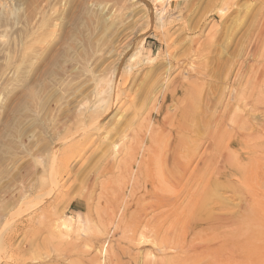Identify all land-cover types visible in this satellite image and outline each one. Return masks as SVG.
I'll list each match as a JSON object with an SVG mask.
<instances>
[{
	"label": "rangeland",
	"instance_id": "rangeland-1",
	"mask_svg": "<svg viewBox=\"0 0 264 264\" xmlns=\"http://www.w3.org/2000/svg\"><path fill=\"white\" fill-rule=\"evenodd\" d=\"M157 1L0 0V264H264V0Z\"/></svg>",
	"mask_w": 264,
	"mask_h": 264
},
{
	"label": "bare ground",
	"instance_id": "bare-ground-1",
	"mask_svg": "<svg viewBox=\"0 0 264 264\" xmlns=\"http://www.w3.org/2000/svg\"><path fill=\"white\" fill-rule=\"evenodd\" d=\"M172 2V0H158L157 1V6H160V7H162L161 8V10L160 11H156L157 12V16L158 15H161L163 12H164V5H165V3H168V4H170ZM159 7V8H160ZM158 8V7H157ZM158 8V9H159ZM239 76V75H238ZM98 91L99 92H101L102 91V86H99V89H98ZM91 127H97V126H95V125H93V126H91ZM95 128H93V129H95ZM239 134H240V132H239ZM244 135L245 134H241V135H233V137H234V139H242V137L243 138H245L244 137ZM181 145V144H180ZM140 151V150H139ZM156 155V154H155ZM154 156V155H153ZM153 156H152V158H153ZM143 157V156H142ZM141 157V158H142ZM148 157H151V156H148ZM155 157V156H154ZM156 157H157V155H156ZM177 157V156H176ZM151 159V158H150ZM149 159V160H150ZM157 159V158H156ZM141 160V159H140ZM155 160V159H154ZM151 161H152V159H151ZM179 161V160H178ZM177 161H176V158H175V162H174V167L175 168H180V164L179 163H176ZM136 163V162H135ZM139 164V166H138V170L140 169L141 171H144V169H145V167H147V161L143 158V160L141 161V162H139L138 163ZM173 168V167H172ZM164 170L165 171H167V166L164 168ZM146 175V174H145ZM166 175H167V173H165V175H164V177H165V179H166ZM172 175V174H171ZM170 175V176H171ZM168 176H169V174H168ZM175 177V176H174ZM144 178V177H143ZM169 179V178H168ZM145 180V179H144ZM189 180V179H188ZM143 181V180H142ZM145 182V181H144ZM227 182V181H226ZM228 184L229 183H223L222 185H220V186H224V187H228ZM147 185V184H146ZM175 195V194H174ZM179 195H180V193H179ZM166 195H161V196H154L155 197V200L157 201V203L159 204V205H164L165 203L166 204H169V205H176V201H175V199H173V198H171V197H165ZM178 196V195H177ZM176 197V196H175ZM193 198H196V196L194 195V196H192ZM178 198V197H177ZM190 201H192V200H190ZM173 203V204H172ZM165 204V205H166ZM202 204V203H201ZM202 209H201V211L206 215V218L204 219V221L202 220V221H197V220H195L194 221V225H197L198 223H199V227L198 226H196V227H198V229H197V231L195 232L196 234H198V235H201V237L202 238H205L204 240H202V241H200V243H194V240L192 241V242H190V244H189V246H188V248L185 250V253H187V252H189V253H192V254H195V256H202L203 254V252L204 253H206V254H208V255H210L209 257L210 258H212L211 260V262L209 263V264H223V263H225V262H227V263H229V261L231 260V258H228V256L227 255H225V254H223V251L222 250H224V248H223V244H219V243H217L214 239H212L211 238V236L209 237V236H207V235H202V232L205 230V232H206V230H209V229H218V228H221L222 226H224V225H228L229 223H231V222H234V223H238L239 221H241V220H239V218H237V217H235V218H233V217H226V216H223V215H221V214H217V213H213L209 208L207 209L206 208V206H202L201 207ZM241 216V215H240ZM251 216V215H250ZM177 228H175V230H176ZM204 234V233H203ZM225 237H230V234H227V235H224ZM209 238H211V239H209ZM143 239V241H145V237L143 236L142 238H141V240ZM248 242V241H247ZM222 243V242H221ZM249 243V242H248ZM237 246H238V248H239V250H243L244 249V246H243V243H237ZM252 246V245H251ZM236 250V249H235ZM107 252V250H105V253ZM178 252V251H177ZM182 252V251H181ZM184 252V251H183ZM185 253H183V254H185ZM219 253H221V254H219ZM178 254H180V251L178 252ZM182 254V253H181ZM182 254V255H183ZM192 254H190V257H193V255ZM187 255H189L188 253H187ZM175 256H177V254L175 255ZM202 260V259H201ZM220 261H223V262H220ZM206 261H204L203 260V262H201L200 264H203V263H205Z\"/></svg>",
	"mask_w": 264,
	"mask_h": 264
}]
</instances>
